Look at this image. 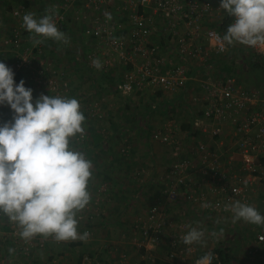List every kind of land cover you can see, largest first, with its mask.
<instances>
[{
    "label": "built area",
    "instance_id": "2783aa9c",
    "mask_svg": "<svg viewBox=\"0 0 264 264\" xmlns=\"http://www.w3.org/2000/svg\"><path fill=\"white\" fill-rule=\"evenodd\" d=\"M211 3L210 0H52V5L46 7L56 8L55 20L60 31L71 18L81 23L85 37L103 48L102 53L88 54L87 64L95 68L92 60L99 59L109 70L121 69L116 88L123 95L142 93L146 89L179 94L185 90L191 73L184 60L185 46L191 49L192 58L200 55L195 41L201 36L216 53L227 49L225 46L221 50L216 39L217 35L224 34L215 28L203 27L212 15ZM26 12V7L20 5L13 14L21 16ZM72 13L73 17L69 16ZM105 13H110L112 20H107ZM157 28L168 42L180 44L177 53L161 52L152 39L158 36ZM18 35L10 41L14 46L21 42ZM253 50L264 57V51ZM137 59L141 62L136 63ZM22 67L23 61L17 63L18 70ZM202 88L205 98L201 102L205 106L189 120L190 128L183 131L174 121H167L161 129L152 132L151 140L165 146L169 155V163L159 181L166 202L172 204L181 198L186 204L222 219L230 212L225 211V205L236 200L248 203L251 185L264 181V92L247 94L236 90L232 83L222 82H204ZM228 117L235 119L231 138L233 152L231 158L221 160L210 155L207 144L199 138L220 136L219 123ZM178 134H183L184 141ZM202 203L212 207L201 208ZM173 214L171 206L155 203L147 216L138 219L132 227L139 249L153 250L160 238L168 236L171 245L166 260L170 264L182 255L179 240L186 226L182 222L174 227L170 220ZM255 245L247 251L248 258L264 263V226L255 232ZM213 254L216 259L212 264H215L218 257Z\"/></svg>",
    "mask_w": 264,
    "mask_h": 264
},
{
    "label": "rangeland",
    "instance_id": "374dc122",
    "mask_svg": "<svg viewBox=\"0 0 264 264\" xmlns=\"http://www.w3.org/2000/svg\"><path fill=\"white\" fill-rule=\"evenodd\" d=\"M210 1L213 6L212 15L204 21L203 27L217 28V24L226 13H224L222 9H219L221 0ZM50 4L52 5V0H44L42 3L36 4L37 6L33 8L34 12L36 8L42 12H35V17L40 18L45 15L43 9H47L48 7L46 6ZM3 6L0 0V8ZM14 6L16 8L14 3L9 7L6 6L8 10L6 9L5 22H9L10 25H5L8 27V30L5 31L4 37L12 41L16 34H19L18 36L21 35V42H19L18 46H14L10 41L5 43L3 47L4 53H2L4 60L2 59L0 63H4L15 75L17 72V63L23 61V67L21 69L23 73L20 72L22 75L21 80L24 81L25 88L32 90L33 102L41 95H58L77 99L80 103L81 111L85 116V136L83 139L78 137L77 140L73 142V147L77 148V150H83L84 147H86L85 141L90 131L98 130L108 140L106 145L100 147L101 151L104 150L105 152L100 154V156L95 159V162L99 159V162L102 164L107 162L110 164L114 163L117 169H110L108 173L102 176H96L93 172V179L90 186L92 188L91 195L94 199L83 213L86 216H92L93 220L85 225L84 217L79 228L80 232L90 229L89 232L91 233V237L87 243L81 242L83 245L71 246L72 244H79L80 241L60 244L51 239L45 240L40 237H37L30 243H24L16 234V227L11 224L3 214H0V264H64L66 261H72L76 258L82 250L88 251L86 254L91 252L100 255V259H103L102 261H107L108 247H110L113 242L121 240L118 237L120 235V230L126 229L125 231L128 232L131 223L125 222L126 217H122L124 220H120L119 217H116V212H113L115 210L117 211L118 207L124 205H122V203L120 204L116 198H112L108 192V195H104L103 193H105L104 191L106 189L111 191L110 187H113L117 180L119 182L122 181L126 184H131L132 181L137 182V179L132 178L135 176L139 179V183H143L145 182V178L150 175L151 167L157 168L161 166V164L166 163L163 147L151 140V134L154 130L161 129L163 123L167 121H177L181 118L185 119L189 113V111L187 112L188 107L186 109L184 108L187 101L186 97H183L179 92V94H174V99H171L168 96L165 97L161 95L159 91L150 89H146L142 93H132L130 95H123L122 93L116 94L113 90L106 93L99 86V82H101L99 78L102 74L109 73L114 81H118L121 69L115 68L109 70L102 66L100 70H97L87 64L85 59L86 56L90 53H102L103 48L95 45L93 41L84 36L81 23L71 18L68 19L66 27L61 30L69 39L67 45L52 40H46L43 44L36 45L33 50L34 53H32L31 47H33V45H27L24 38L22 39V35H25V31H22L21 28H17L19 25L17 22L18 18H20L19 21L22 22L21 17H23L25 13L21 16H14ZM10 7L12 8L11 10L9 9ZM12 23L14 25L13 27L11 25ZM202 37L201 45L204 44L206 46L204 49L205 51H202V53L200 52L198 58H193L191 62L186 63L189 68L191 67L190 65H192L194 69L199 68V71L204 74L203 78H207L210 75L214 78L216 75L212 72L214 70L220 72L221 69L220 66L209 67L206 64L202 66L205 54L208 53V56L212 55V57L215 55V52L212 51L213 49H209L208 41L204 36ZM235 47L237 50H229V52L226 53V57L224 54L221 55V58L223 59L225 57L228 62L235 60L232 73L243 81L242 83L252 87L254 83H250L248 79L250 78L253 81L254 76L252 73L247 76L245 73L246 66L245 63H243L245 51L249 48L243 46L238 47L236 45ZM216 56L219 57V55ZM196 81L199 83L201 80ZM14 83L19 84V82L15 80V76ZM198 83H192L190 86L194 95L198 94V92H196ZM257 85L264 91L263 81H260ZM147 107L153 108L151 113L147 114L145 112ZM13 115L14 113L7 105H0V126L4 123L11 122ZM175 126H177V124H175ZM178 137L181 141H184L183 134H178ZM150 142L152 144H150ZM150 150L153 151V153H151ZM132 152L137 153L136 157L139 159L138 162L142 166L149 167L145 168L147 172L135 174L130 168V159H132L130 155ZM166 165H168V163H166ZM102 201H104L103 204H101ZM126 213H128V211ZM102 217L104 222H100ZM170 220L174 227L178 224L174 217ZM213 224L214 223L211 222H202V226L209 232L223 229L224 235L219 238H212L206 234V239L208 240L207 247H200L201 251H209L215 245H229L235 248L233 255L239 260V263L249 264L248 262H251L250 264H258L255 260L248 261L246 259L248 238L244 236L242 239L241 236L246 235L247 231H243L245 234H238L241 229H249V233L252 237L253 233L251 232L250 225L243 222H237L234 227L231 226L229 222L225 225L216 224L217 226H214ZM133 225L134 224H132V227ZM230 228H234L233 232H231L233 236L229 234ZM107 230L108 237H105L104 235ZM169 245H171L169 237L165 236L160 238L159 245L151 250L157 255V258L154 259L161 261V264H168L169 261L162 256L159 248L163 246L168 247ZM9 249H13L14 251L10 253ZM54 260L55 262H53ZM100 262L101 261H99V264ZM84 264H98V262Z\"/></svg>",
    "mask_w": 264,
    "mask_h": 264
},
{
    "label": "clouds",
    "instance_id": "9594fccd",
    "mask_svg": "<svg viewBox=\"0 0 264 264\" xmlns=\"http://www.w3.org/2000/svg\"><path fill=\"white\" fill-rule=\"evenodd\" d=\"M219 9L233 22L223 36L216 39L225 46H241L264 51V0H221ZM56 8L36 18L27 12L21 27L30 34L33 45L52 40L67 45L69 39L56 24ZM112 20L110 13H105ZM97 70L99 59L92 60ZM0 105L14 113L12 121L0 126V214L17 229L18 237L30 243L37 237L56 243H87L91 233L80 232L82 213L90 205L89 185L93 179V162L73 142L85 136V116L75 98L41 95L35 102L32 90L24 81L14 83V74L0 63ZM211 204L202 203L201 208ZM231 223L243 222L264 226V215L239 200L225 205ZM217 224L220 220L216 221ZM181 241L191 253L195 246L207 247V236L219 238L223 229L209 232L202 222L188 224ZM13 249H9L11 253ZM213 252L204 253L195 264H212Z\"/></svg>",
    "mask_w": 264,
    "mask_h": 264
},
{
    "label": "crops",
    "instance_id": "0c3cea01",
    "mask_svg": "<svg viewBox=\"0 0 264 264\" xmlns=\"http://www.w3.org/2000/svg\"><path fill=\"white\" fill-rule=\"evenodd\" d=\"M42 1H44V0H1V3H3L4 6L0 8V61L3 59L2 53H4V51H3L4 50V48H3L4 44L8 43L10 41L4 37L5 31L8 30V27H6L5 25L9 24V22H5V14L7 13L8 7L11 6L12 3H14L16 5V8L14 6V10H16L20 5H23L26 7L27 12L39 13L42 11L36 8L35 12H34L33 8H35V6H37L36 4L42 3ZM6 6H8V7H6ZM12 8H13V6H12ZM12 8L10 7L9 9L11 10ZM72 16H73V14H71V17ZM19 20H20V18H18V20H17V22L19 24L17 28H21L22 31L23 30L25 31V29L21 27L22 22ZM11 25H12V27L14 26L13 23ZM3 29H4V33H3ZM9 29H10V26H9ZM180 32L182 35L183 34L182 28H180ZM155 33H157L158 36L152 37V39H154V42H156L160 46L161 52L163 54L171 53L174 51H175V53H177L179 51L180 44L178 42L177 43L168 42V39H166L162 35L159 28H157ZM159 37H161V38H159ZM23 38H24L27 45H31V46L33 45V41H32V39H30V34L27 33L26 31H25V35L24 36L22 35V39ZM201 38H203V37L201 36L198 38V40L195 41V46H197L202 53V51H205L204 49L206 48V46L204 44L201 45V43H202ZM31 48H32L31 52L34 53L33 50H34L35 46L33 45V47H31ZM167 48H168V50L166 52ZM209 49H212L210 45H209ZM227 50H228V48L226 49V51H224L222 53H216L214 51L215 52L214 53L215 58L212 57V55L208 56V53L205 54L203 57L204 62L202 64V66L206 64L209 67L210 66L218 67L216 62L219 63V61L224 59V58L223 59L221 58V55H224L227 52ZM190 52H191V49L189 48V46L188 45L185 46V57H184L185 62H191V60L193 59L190 56ZM216 55H219V57H217ZM140 62H141V59H137L136 63H140ZM25 66H27V65H25ZM190 66H191L190 79L187 82L185 90L181 94V95H183V97H186L187 101H186V106H184V108L186 109L188 107L187 112L189 111V113L185 117V119L181 118L180 120L178 119L177 121H174V123L181 126V128H182L184 123H188L189 120H191L199 111L201 112L205 106V104L202 103L204 101V98H205L204 93H203V88H202V84L204 82H212V83L213 82L214 83L222 82L223 84L232 83L236 90H238L239 92L247 93V94H252L255 92H260L262 94L264 92L257 85H253L252 87L245 85L244 83H242L243 81H239L237 79L236 75L233 73H227V72H223L221 70H220V72H218V71L214 70L212 72L214 75H216V76H214V78H212L211 75L208 76L207 78L206 77L203 78L204 74H202L199 71V68L194 69V68H192V65H190ZM20 72L23 73V71H20ZM196 80H201V81H199V83H198V81H196ZM196 82L198 83L197 90H196V92H198V94L194 95L192 93V89L190 88V86L192 83H196ZM162 95L165 97L168 96L171 99H174V96L176 94L174 95V93H172V94L163 93ZM179 121H181V122H179ZM234 124H235V119L228 117L227 119H224L222 122L219 123V126L222 130L220 136H217L215 138H207L205 136L204 137L200 136L199 140L203 141L205 144H207V152L210 153V155L215 156L221 160H224V159L228 160L229 158L232 157L233 149H232V145H231L232 144L231 138H232V131L234 128ZM182 130L186 131L183 128H182ZM154 143L163 147V152L165 155L164 156L165 162L169 163V155L167 152V148L165 146L157 143V142H154ZM150 144H152V143L150 142ZM86 148L88 149V147L86 146V147H84L83 150H80V151H83L86 155V158L90 159L93 162V172L96 174V176H98V175L102 176L105 173H108L110 171V169L114 170L116 168V165L114 163L110 164L107 162L105 164H102L99 162V159L95 162V159L98 158L100 156V154L105 152L104 150L101 151L100 147L96 148L94 150V152H91V153ZM151 153H153V151H151ZM136 155H137V153H135V152H132L130 155V157H132V159H130L131 160L130 168L134 171L135 174L136 173L139 174V172H147V171H145L146 170L145 168L148 166H145V167L142 166L138 162L139 159L136 157ZM166 163L161 164V166H159L157 168L151 167V173L148 177L145 178V180H144L145 182H143V183H139L138 182L139 179L134 176L132 178L137 179V182L132 181L131 184H126L122 181L119 182L117 180L115 182V185H113V187H110L111 191H109L108 189H106L104 191V189H103V191L105 192V193H103L104 195H108V193H109V195L112 198H116L120 204L122 203V205H124L122 207H118L117 208L118 210L117 211L115 210L113 212H116L115 213L116 217H119L120 220H122V219L124 220V218H122V217H126L125 222H130L131 227L129 228L128 232L125 231L126 229L120 230V235L118 237L121 240H118L117 242H113L112 245L110 247H108L107 261H101L100 260L101 261L100 264H158L156 262V260L154 259V258H157V255H155L153 253L154 251H151L149 249L148 250L147 249H139L135 245L136 239H134L135 236H134L133 231H132L133 230L132 224H134L138 219L145 218L147 216V213H148L150 207L153 206L155 203H160L161 206H167V205L171 206V209L174 212L173 217L176 219V221H177L176 223H178V224L184 222L186 225H188V224H194L195 225V222H211V223H214L213 225L215 226L217 224L216 221L220 220V224H222V225H225L226 223L229 222L231 224V226H233V227L235 226L231 223V216H232L231 212H229L227 215H223V218L220 219L218 217V215L203 211L202 209H199L197 206H192V205L186 204V202L181 198L172 204H168L166 202L165 197L162 194L161 187L159 185V181L162 178L163 171L165 170V168L167 166ZM91 190H92V188L89 185L90 193H91ZM249 195H250L249 202L245 203V204H248V205L255 207L259 211V213L261 215H263L264 214V181H260V182L258 181L257 183H254L253 185H251ZM93 199L94 198L92 196L91 201H93ZM103 203H104V201H102L101 204H103ZM127 211H128V213H126ZM82 215H83V217H85V225L93 220V217L90 215L86 216L83 213H82ZM100 222H104L103 217L100 219ZM250 229H251V232L253 233L252 237H251V234L249 233L250 232L249 229H241L242 231L240 230L238 233V234H242L244 230H246L248 232V233L246 232V235H242V236L240 235L241 238L242 237L244 238V236H247L246 238H248V250L247 251H249V249L252 246H256L255 245V232L257 231L258 227L254 226V225H250ZM186 230L187 229L185 227V229L181 231V234L184 235L186 233ZM233 230H234V228H230V232H229L230 235H231V232H233ZM87 231H90V229H87ZM238 234H237V236H238ZM243 234H245V233H243ZM104 236L108 237V230L105 232ZM231 236H233V235H231ZM249 236H250V238H249ZM179 242H180L179 250L181 251L182 255L181 256L179 255L180 258L178 257L176 262L173 264H192L195 259L200 258V257H198V253L208 252V251H201L199 246H195V250L191 253H188L186 251V246L183 245L181 239L179 240ZM216 246L217 245L212 247L211 250H209V251L214 253V252H217L218 248L230 247L231 248V250H230L231 254H234V252H235V248L231 247L229 245H223L222 244V245H218L217 247ZM160 248H159V250H161L162 256H164V258H166L168 247L163 246ZM247 251H246V254H247ZM263 252H264V248H263ZM246 259L248 261H251L248 258V255H247ZM255 261L258 264H264L259 259H255ZM53 262H55V260ZM66 262H71V261H66ZM84 263H86V262H84ZM54 264H57V263H54ZM98 264H99V261H98ZM168 264H170V263H168ZM231 264H232V262H231Z\"/></svg>",
    "mask_w": 264,
    "mask_h": 264
},
{
    "label": "trees",
    "instance_id": "16d2710c",
    "mask_svg": "<svg viewBox=\"0 0 264 264\" xmlns=\"http://www.w3.org/2000/svg\"><path fill=\"white\" fill-rule=\"evenodd\" d=\"M232 21H233V19L231 17H227L226 14H225L223 16V18L217 24V26H216L217 28H215V29L217 31L221 32L222 34H225V32L227 30V27L232 23ZM159 38H161V37H159ZM227 48H228L227 52H229V50L230 51L237 50L235 45L234 46H227ZM245 52L246 53H245V55L243 57V61H244L243 63H245V66H246L245 67L246 68V72L245 73L247 74V76H249L250 73H252L253 76H254L253 81L250 78L248 79V81L250 83H254V85H257L260 81L264 82V57L259 55L258 53H256L252 48H249ZM226 53H225V57L227 55ZM225 57H224L223 60L219 61V63L216 62V64L218 66H220L221 71L227 72V73H232L233 70H234L233 66H234L235 60H232V61L228 62L225 59ZM20 71H21L20 69L19 70L17 69V72L14 75L15 76V80L17 82H20L21 78H22V75H21ZM99 80L101 81V82H99L100 88L103 89V91H105L106 93H109L110 90H113L116 94L117 93H121L116 88L117 80L114 81L109 73L108 74H102L101 77L99 78ZM238 80L241 81L240 79H238ZM186 85H187V83H186ZM159 92L161 93V95L163 94L161 91H159ZM152 109L147 107V109H145V112L147 114L151 113ZM182 128L184 130H188L190 128V125L188 123H184ZM148 129H149V127H148ZM107 140L108 139H106L105 136L100 131L91 130L90 133L88 134V136L86 137V141H85L86 144L85 145L88 147V149L87 148L86 149L90 153L94 152V150L96 148H99L102 145L103 146L106 145ZM75 245H83V243L80 242L79 244H72L71 246H75ZM230 250H231L230 247L218 248L217 252H215L217 254V257H218L217 258V262H220L221 264H231V262H232V264H244V263H241V262L239 263V260H237L236 257L233 254H231ZM87 252L88 251H86V250H82L78 254V256L76 258H74L71 262H65L64 264H83L84 262H86V263H90V262L94 263V262H96L97 263L100 260L102 261V259H100V255H96L95 253H91V252L86 254ZM203 254L204 253H198V257H201ZM156 262L158 264L162 263L158 259H156ZM217 262H215V264H217ZM249 263H251V262H249Z\"/></svg>",
    "mask_w": 264,
    "mask_h": 264
}]
</instances>
